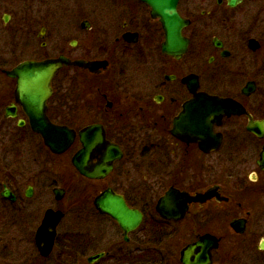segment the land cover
I'll list each match as a JSON object with an SVG mask.
<instances>
[{"label":"flooded vegetation","instance_id":"flooded-vegetation-1","mask_svg":"<svg viewBox=\"0 0 264 264\" xmlns=\"http://www.w3.org/2000/svg\"><path fill=\"white\" fill-rule=\"evenodd\" d=\"M181 1L188 45L174 55L141 0H0V209L11 206L0 215H39L28 217L30 227L39 220L26 231L28 264L49 260L57 246L60 264H79L86 248L91 264H146L148 256L184 264L182 251L205 234L217 247L208 262L190 253L189 264H264V0H191L184 9ZM60 55L83 65L63 64L52 80L47 117L72 138L54 152L32 129L7 71ZM204 93L233 99L241 113L212 116L196 106ZM107 189L142 215L136 228L125 232L97 209ZM89 202L94 215L77 233H61L66 216ZM47 214L62 217L46 255L37 234ZM181 229L187 240L166 258L164 244Z\"/></svg>","mask_w":264,"mask_h":264},{"label":"water","instance_id":"water-1","mask_svg":"<svg viewBox=\"0 0 264 264\" xmlns=\"http://www.w3.org/2000/svg\"><path fill=\"white\" fill-rule=\"evenodd\" d=\"M150 6L153 17L158 18L165 31L166 41L164 43V51L174 55L182 54L188 45V40L183 36V29L188 25V20L182 18L179 9L180 0H141ZM231 4H235L238 0H230ZM83 61L69 60L62 58V55L56 58L45 60H27L17 65L12 70L7 71L8 76L16 78V99L20 102L26 114L30 116V124L32 129L39 133L44 143L54 152L64 151L72 138L64 130L61 125L52 123L47 117V100L51 96L52 80L56 73L62 68L63 64L83 65ZM196 100L204 102L203 108H209L211 115L216 110H220L223 114L241 113L239 111L240 104L234 102L230 98H222L216 95L205 94L203 98L195 97ZM251 126V123H250ZM248 126L249 128H251ZM75 157V156H74ZM77 165V157L74 158ZM78 166V165H77ZM85 175L94 176L92 171L83 170ZM97 209L104 214H109L116 219L120 226L128 232L138 226L142 219V215L134 209H130L126 205L123 197L110 190H105L97 196L95 200ZM50 213V212H48ZM169 219H178L184 215H163ZM62 215H49L45 217L43 224L38 229L37 242L44 254L51 252L54 244V236L56 226ZM50 228V229H49ZM49 229V231H48ZM217 238L212 234H205L194 244H190L182 251V260L184 264L191 262L192 252L202 257L204 262H208L209 253L213 248L217 247Z\"/></svg>","mask_w":264,"mask_h":264},{"label":"rangeland","instance_id":"rangeland-1","mask_svg":"<svg viewBox=\"0 0 264 264\" xmlns=\"http://www.w3.org/2000/svg\"><path fill=\"white\" fill-rule=\"evenodd\" d=\"M191 0H182L181 6L184 9L185 6L189 4ZM195 1V0H194ZM193 1V2H194ZM196 3V2H195ZM58 5H55V7L52 6L51 8V34L50 37L52 44L54 45L55 49L57 48V43L59 40V27L61 23V13L60 9L58 8ZM202 8L201 6H199ZM199 8V10H200ZM70 16L69 11L66 14V17ZM67 21V20H66ZM67 23H69L70 27L72 26V20H68ZM69 34V33H68ZM56 54L58 53L57 50H55ZM62 72L60 75L57 76L56 81L54 82L58 87L62 86ZM3 83H8V81L4 78ZM58 93H56V99H58L57 96ZM9 145V144H7ZM8 169V167H6ZM98 188H87V190L90 193H93V195L96 194V191L99 190ZM51 197L53 198V193L51 190ZM93 198V196H91ZM51 198V199H52ZM92 202H89L87 205L82 207V215H73V213L68 214L64 220V224L60 225L59 229L61 233H71L73 235L74 233H77L80 230V223L81 219L83 220V217H89L94 215V208L91 207ZM3 209H0L2 212H7L9 209H11V206L8 205L7 209H5L4 206H2ZM28 217H39V215H0V264H28L27 260L25 261V255H27L26 250L28 251L30 245L32 242L30 241L31 238L28 237L26 231L30 227V221ZM36 222L34 225H32L30 228L37 227V224L39 220H35ZM188 236L186 235V232H183L182 229L177 233V235H174L167 239L165 247H163L162 255L167 256L170 254H179V251L182 247V243L186 241ZM229 243H226V247ZM225 246V245H224ZM147 250L153 249L154 247L150 245H146ZM159 248V247H158ZM93 248H86V250L83 251L82 254V262L79 264H91L87 261L86 258L90 257L91 254H94ZM61 255L60 246H57L52 255L50 256L49 260H46L45 262H42L40 264H60L59 263V257ZM152 257V256H151ZM152 264L150 257L148 256L146 264Z\"/></svg>","mask_w":264,"mask_h":264}]
</instances>
